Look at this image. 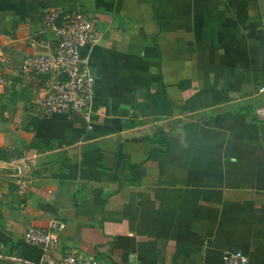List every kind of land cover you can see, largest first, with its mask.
<instances>
[{
  "label": "crops",
  "instance_id": "1",
  "mask_svg": "<svg viewBox=\"0 0 264 264\" xmlns=\"http://www.w3.org/2000/svg\"><path fill=\"white\" fill-rule=\"evenodd\" d=\"M52 10L96 20L90 121L44 116L53 76L22 70L55 50ZM262 87L264 0H0V264H264Z\"/></svg>",
  "mask_w": 264,
  "mask_h": 264
},
{
  "label": "built area",
  "instance_id": "2",
  "mask_svg": "<svg viewBox=\"0 0 264 264\" xmlns=\"http://www.w3.org/2000/svg\"><path fill=\"white\" fill-rule=\"evenodd\" d=\"M41 27L55 33L57 46L52 53L32 55L22 63V70L28 75L50 76L49 92L41 104L44 116L82 115L87 121L92 118V102L96 89V78L91 74L87 60L82 59L80 48L90 47L99 41L96 20L82 10L63 12L52 10L41 19ZM264 93V87L260 89ZM100 113V111L97 113ZM264 120V107L257 110ZM55 227L38 229L30 227L24 237L25 243L42 249L44 252L56 251L59 238ZM42 264H102L93 257L82 258L70 253L58 260L43 258ZM223 264H253L241 252L226 253Z\"/></svg>",
  "mask_w": 264,
  "mask_h": 264
},
{
  "label": "water",
  "instance_id": "3",
  "mask_svg": "<svg viewBox=\"0 0 264 264\" xmlns=\"http://www.w3.org/2000/svg\"><path fill=\"white\" fill-rule=\"evenodd\" d=\"M89 50H90V46L89 45H85L84 47L80 48L79 52H80V55H81V58L82 59H86L87 56H88V53H89ZM112 123L114 124L115 126V129L117 130V132H121L122 131V127L120 125V122L117 120V119H114L112 121ZM122 148H123V145H120V148H119V158H118V166L121 164V158H122ZM19 169H12L10 171V173L12 175H16L18 173ZM0 172H3L2 169H0Z\"/></svg>",
  "mask_w": 264,
  "mask_h": 264
},
{
  "label": "trees",
  "instance_id": "4",
  "mask_svg": "<svg viewBox=\"0 0 264 264\" xmlns=\"http://www.w3.org/2000/svg\"><path fill=\"white\" fill-rule=\"evenodd\" d=\"M19 247L23 253V256L26 258L34 256L35 261H40L43 256L42 249L40 250L39 248L32 247L25 242L19 243Z\"/></svg>",
  "mask_w": 264,
  "mask_h": 264
}]
</instances>
